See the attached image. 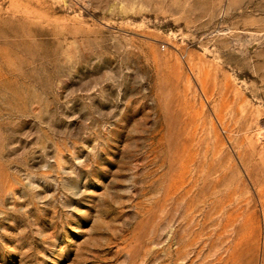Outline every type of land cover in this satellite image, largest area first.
<instances>
[{
  "label": "rangeland",
  "instance_id": "obj_1",
  "mask_svg": "<svg viewBox=\"0 0 264 264\" xmlns=\"http://www.w3.org/2000/svg\"><path fill=\"white\" fill-rule=\"evenodd\" d=\"M0 264H264V0H0Z\"/></svg>",
  "mask_w": 264,
  "mask_h": 264
}]
</instances>
